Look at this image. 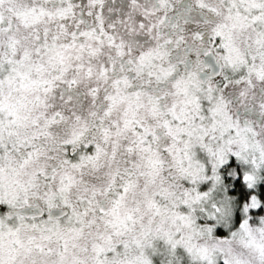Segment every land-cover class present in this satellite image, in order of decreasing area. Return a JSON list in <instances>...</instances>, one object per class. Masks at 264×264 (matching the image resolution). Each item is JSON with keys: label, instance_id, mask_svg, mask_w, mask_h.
Here are the masks:
<instances>
[{"label": "snow or ice", "instance_id": "6c2138e0", "mask_svg": "<svg viewBox=\"0 0 264 264\" xmlns=\"http://www.w3.org/2000/svg\"><path fill=\"white\" fill-rule=\"evenodd\" d=\"M0 264H264V0H0Z\"/></svg>", "mask_w": 264, "mask_h": 264}]
</instances>
